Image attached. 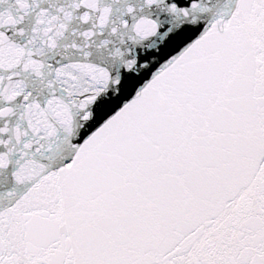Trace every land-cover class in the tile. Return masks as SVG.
I'll return each instance as SVG.
<instances>
[{
    "label": "snow or ice",
    "instance_id": "1",
    "mask_svg": "<svg viewBox=\"0 0 264 264\" xmlns=\"http://www.w3.org/2000/svg\"><path fill=\"white\" fill-rule=\"evenodd\" d=\"M0 264H264V0H0Z\"/></svg>",
    "mask_w": 264,
    "mask_h": 264
}]
</instances>
